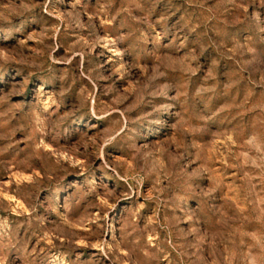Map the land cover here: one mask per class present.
Segmentation results:
<instances>
[{
	"label": "rangeland",
	"instance_id": "374dc122",
	"mask_svg": "<svg viewBox=\"0 0 264 264\" xmlns=\"http://www.w3.org/2000/svg\"><path fill=\"white\" fill-rule=\"evenodd\" d=\"M0 264H264V0H0Z\"/></svg>",
	"mask_w": 264,
	"mask_h": 264
}]
</instances>
